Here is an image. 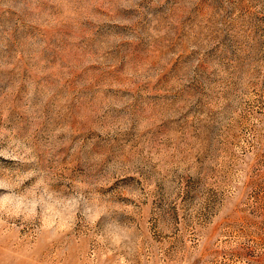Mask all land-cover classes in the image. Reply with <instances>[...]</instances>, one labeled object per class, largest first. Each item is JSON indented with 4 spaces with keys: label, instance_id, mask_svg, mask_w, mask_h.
<instances>
[{
    "label": "rangeland",
    "instance_id": "obj_1",
    "mask_svg": "<svg viewBox=\"0 0 264 264\" xmlns=\"http://www.w3.org/2000/svg\"><path fill=\"white\" fill-rule=\"evenodd\" d=\"M0 264H264V0H0Z\"/></svg>",
    "mask_w": 264,
    "mask_h": 264
}]
</instances>
